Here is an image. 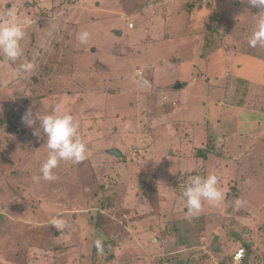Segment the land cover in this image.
<instances>
[{"label": "rangeland", "instance_id": "rangeland-1", "mask_svg": "<svg viewBox=\"0 0 264 264\" xmlns=\"http://www.w3.org/2000/svg\"><path fill=\"white\" fill-rule=\"evenodd\" d=\"M177 1L167 15L164 0H0L29 22L23 56L0 54V117L16 126L0 124V264H211L202 243L215 258L249 244L264 263V43H249L264 10ZM194 58L206 80L192 84L195 67L174 109L172 76ZM29 108L71 113L87 146L51 181L38 179L49 150L21 122ZM209 173L224 201L193 215L183 190Z\"/></svg>", "mask_w": 264, "mask_h": 264}, {"label": "clouds", "instance_id": "clouds-1", "mask_svg": "<svg viewBox=\"0 0 264 264\" xmlns=\"http://www.w3.org/2000/svg\"><path fill=\"white\" fill-rule=\"evenodd\" d=\"M246 3L253 8L264 10V0H246ZM256 16H258V27L249 41L252 46L264 43V11ZM28 23L27 20L19 22L13 10L0 13V54L6 60L15 62L23 56L20 42L25 37L24 29ZM89 38L90 34L86 30L76 36L81 44H86ZM21 122L32 129L34 136L43 138L49 150L38 179L53 180L55 178L53 170L61 161L79 163L86 158L87 146L79 135V123L71 113L60 112L57 109L56 113L41 115L29 108L22 115ZM182 198L189 213L195 215L202 210L204 202L210 206H219L224 201L225 193L218 187L217 175L209 173L206 176H191L183 190ZM236 203L239 204L240 201L237 200ZM97 246L99 247V242Z\"/></svg>", "mask_w": 264, "mask_h": 264}, {"label": "crops", "instance_id": "crops-1", "mask_svg": "<svg viewBox=\"0 0 264 264\" xmlns=\"http://www.w3.org/2000/svg\"><path fill=\"white\" fill-rule=\"evenodd\" d=\"M157 2V1H156ZM172 2H174L173 4H172ZM179 1H177V0H164V12L166 11V14L168 15V13H169V10H171V8H170V6H174V10H173V12L172 13H174L177 9H179L180 8V10H181V4L180 3H178ZM183 7V6H182ZM176 14H179V12H175ZM138 17V16H137ZM139 18H140V16H139ZM138 18V19H139ZM164 19H166V18H164ZM131 24V23H130ZM133 25V24H132ZM134 30H133V27L132 28H129V26H127V32H129L130 34H135V32H133ZM201 59V58H200ZM193 73H190L189 74V71H186L185 70V68L183 67V65H184V60H183V62L181 63V65H180V63H179V65H177V66H180V69L177 67V69L179 70L178 71V76L177 77H173L172 76V78H176V79H182L183 81L182 82H180V83H177V85L176 86H173L172 87V91H174V92H176V93H178L180 96L178 97V99L176 98V99H173L174 101L175 100H177V103L176 104H178V106L176 107V108H174V109H180L181 108V106L182 105H185V106H187L188 105V103H189V98L188 97H182L183 95V90H184V88L186 87V86H188V84H189V82H187L186 80H188L190 77H192V76H194L193 74L195 73V62H196V58H194L193 59ZM196 68H198L197 69V72L198 73H200L201 75H202V77L200 76L199 78L200 79H198V78H196L195 76L192 78V84L193 85H197L199 82H200V80L202 81V80H206V79H204V77H205V72H206V67L204 66V65H201L200 64V66L199 67H196ZM171 72L173 73V70H171ZM142 75V71L141 70H136V72H135V75ZM136 75V76H137ZM137 77H139V76H137ZM184 81H186V82H184ZM184 82V83H183ZM152 85H158V84H154V83H152ZM208 85V84H207ZM157 91H159L158 89H157ZM160 91H164V90H162V89H160ZM206 91H209V90H206ZM205 91V92H206ZM164 98H166L168 101L167 102H169V97H168V95H167V93L164 91ZM207 99H208V95H207ZM179 101V102H178ZM206 101V100H205ZM166 101L164 102V103H167ZM171 106H172V104H171ZM168 115V114H167ZM172 115H173V113H172ZM172 121H180V122H182L180 119H175V120H172ZM170 127H173L172 125H171V123L170 124H168L167 125V128H170ZM169 137H171V136H169ZM196 140H201V138L200 139H196ZM198 142V141H197ZM189 144H191V143H189ZM180 146V145H179ZM209 155V154H208ZM207 155V156H208ZM202 159H204V158H202ZM166 159H163L162 160V163H163V165H162V167L164 168V161H165ZM169 163V162H168ZM170 164V163H169ZM161 175H164V177L166 176V174H164V172H162L161 173ZM205 203V202H204ZM203 203V204H204ZM241 227H242V225H240ZM236 227L237 228H241V227H239V225H236ZM241 230V229H240ZM242 231V230H241ZM242 233H243V231H242ZM246 233V231H244V233L243 234H245ZM201 239H202V241H205L206 240V237L205 236H203L202 238H200V241H201ZM206 245L205 243H202V245ZM207 246V245H206ZM214 249H216L217 250V248H215L214 247ZM216 252H219V251H216ZM219 254V253H218ZM218 254H216V255H218ZM220 258V257H219Z\"/></svg>", "mask_w": 264, "mask_h": 264}, {"label": "built area", "instance_id": "built-area-1", "mask_svg": "<svg viewBox=\"0 0 264 264\" xmlns=\"http://www.w3.org/2000/svg\"><path fill=\"white\" fill-rule=\"evenodd\" d=\"M132 27H133V25L130 24L129 28H132ZM207 249H209L208 246H206L204 244L201 246L200 250H201L202 255L207 254L208 256H210L209 262H211V264H220L221 258H219L218 256H216L217 258H215L210 253L211 249H209V251H207ZM254 258H255L254 260H256V262L253 261L248 250H246L244 247H241V248H238L237 250H235L233 252V254H231L230 260H229V262H227V264H264V263H259L258 260L256 259V257H254Z\"/></svg>", "mask_w": 264, "mask_h": 264}, {"label": "trees", "instance_id": "trees-1", "mask_svg": "<svg viewBox=\"0 0 264 264\" xmlns=\"http://www.w3.org/2000/svg\"><path fill=\"white\" fill-rule=\"evenodd\" d=\"M207 40H209V39H207ZM21 103L20 102H18V104H17V106H19ZM29 104H31V102L29 103ZM17 106H14V107H17ZM20 106H22V107H28V103L26 102L25 103V106H23L22 104L20 105ZM11 114H12V116H14V113L13 112H11ZM0 124L1 125H5L6 127H7V129L10 131V132H15V129H16V126H15V122L13 121V120H11L10 118H9V116H5V117H0ZM206 149V148H205ZM205 149H199L198 151H197V156L199 157V158H201V157H204V159H206L207 158V155L209 154V151H208V149L207 150H205ZM203 151L205 152V153H203ZM214 154L216 155H220V151H216V150H214ZM241 247H244L246 250H248V252H249V248H250V246H249V244H242V245H240L238 248H241ZM237 248V249H238ZM214 249V248H213ZM212 249V250H213ZM215 251H220L219 250V248H217V250L216 249H214ZM231 256V255H230ZM204 257V256H203ZM229 260H230V257L228 256V257H225V256H223L222 258H221V262H220V264H227V262H229Z\"/></svg>", "mask_w": 264, "mask_h": 264}, {"label": "water", "instance_id": "water-1", "mask_svg": "<svg viewBox=\"0 0 264 264\" xmlns=\"http://www.w3.org/2000/svg\"><path fill=\"white\" fill-rule=\"evenodd\" d=\"M105 152L108 154V155H112V156H116V157H120L121 156V153L119 151H117L116 149H108V150H105Z\"/></svg>", "mask_w": 264, "mask_h": 264}]
</instances>
